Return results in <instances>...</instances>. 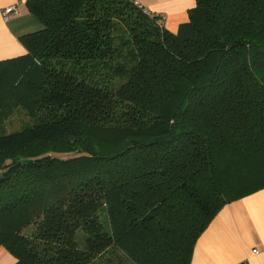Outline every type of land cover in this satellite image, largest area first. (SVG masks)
<instances>
[{"label": "trees", "instance_id": "1", "mask_svg": "<svg viewBox=\"0 0 264 264\" xmlns=\"http://www.w3.org/2000/svg\"><path fill=\"white\" fill-rule=\"evenodd\" d=\"M25 6L43 27L0 60V246L14 264H190L220 209L264 188V0H195L175 33L133 0ZM19 111L31 124L6 132Z\"/></svg>", "mask_w": 264, "mask_h": 264}, {"label": "crops", "instance_id": "2", "mask_svg": "<svg viewBox=\"0 0 264 264\" xmlns=\"http://www.w3.org/2000/svg\"><path fill=\"white\" fill-rule=\"evenodd\" d=\"M25 1L0 0V60L25 54L19 38L43 27L27 11ZM133 1L159 15L164 27L174 33L195 5V0ZM7 6L16 7L18 14L5 21L2 10ZM14 263L13 255L0 246V264ZM190 264H264V188L220 209L197 239Z\"/></svg>", "mask_w": 264, "mask_h": 264}, {"label": "rangeland", "instance_id": "3", "mask_svg": "<svg viewBox=\"0 0 264 264\" xmlns=\"http://www.w3.org/2000/svg\"><path fill=\"white\" fill-rule=\"evenodd\" d=\"M69 67L72 68L73 66H71V64H70ZM75 70L76 71L78 70L79 76L86 77L88 80H90L91 83L97 82L98 85H100V86H109V85H114L115 83L117 85V84L121 83V81H123L119 77H111L107 68H103V67H100V68L95 67L94 69L86 67L84 69H81V68H78V66H77L75 68ZM11 118H12L11 124L9 125V123H8L6 125V132H10V131L19 129L24 124H31V120L29 118H27L23 114L22 111L16 112ZM31 229H32L31 226L26 228L24 230V233L29 234Z\"/></svg>", "mask_w": 264, "mask_h": 264}, {"label": "built area", "instance_id": "4", "mask_svg": "<svg viewBox=\"0 0 264 264\" xmlns=\"http://www.w3.org/2000/svg\"><path fill=\"white\" fill-rule=\"evenodd\" d=\"M18 14V10L14 6H7L2 10V17L5 21L10 19L12 16H15ZM254 253H257V249H253Z\"/></svg>", "mask_w": 264, "mask_h": 264}, {"label": "water", "instance_id": "5", "mask_svg": "<svg viewBox=\"0 0 264 264\" xmlns=\"http://www.w3.org/2000/svg\"><path fill=\"white\" fill-rule=\"evenodd\" d=\"M22 164H29V163H32V161L28 160V159H23L21 161ZM4 179V173L3 172H0V181H2Z\"/></svg>", "mask_w": 264, "mask_h": 264}]
</instances>
